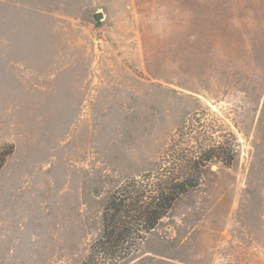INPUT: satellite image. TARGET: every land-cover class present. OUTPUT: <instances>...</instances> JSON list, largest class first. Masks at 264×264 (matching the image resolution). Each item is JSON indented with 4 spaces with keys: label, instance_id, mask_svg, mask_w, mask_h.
I'll use <instances>...</instances> for the list:
<instances>
[{
    "label": "rangeland",
    "instance_id": "obj_1",
    "mask_svg": "<svg viewBox=\"0 0 264 264\" xmlns=\"http://www.w3.org/2000/svg\"><path fill=\"white\" fill-rule=\"evenodd\" d=\"M194 157L123 264H264V0H0V264L82 263L125 179Z\"/></svg>",
    "mask_w": 264,
    "mask_h": 264
},
{
    "label": "trees",
    "instance_id": "obj_2",
    "mask_svg": "<svg viewBox=\"0 0 264 264\" xmlns=\"http://www.w3.org/2000/svg\"><path fill=\"white\" fill-rule=\"evenodd\" d=\"M209 158H220L213 147ZM208 160V159H206ZM201 158H191L189 172L157 165L125 179L109 196L102 214L101 232L80 264H123L169 216L177 201L201 184Z\"/></svg>",
    "mask_w": 264,
    "mask_h": 264
},
{
    "label": "water",
    "instance_id": "obj_3",
    "mask_svg": "<svg viewBox=\"0 0 264 264\" xmlns=\"http://www.w3.org/2000/svg\"><path fill=\"white\" fill-rule=\"evenodd\" d=\"M102 17H103V14H101V13H97V14L95 15V20H96V21H100V20L102 19Z\"/></svg>",
    "mask_w": 264,
    "mask_h": 264
}]
</instances>
